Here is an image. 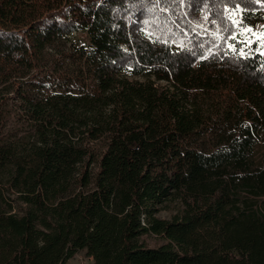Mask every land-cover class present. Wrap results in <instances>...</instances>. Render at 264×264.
Masks as SVG:
<instances>
[{
  "label": "trees",
  "instance_id": "obj_1",
  "mask_svg": "<svg viewBox=\"0 0 264 264\" xmlns=\"http://www.w3.org/2000/svg\"><path fill=\"white\" fill-rule=\"evenodd\" d=\"M260 20L264 0H0V264H264Z\"/></svg>",
  "mask_w": 264,
  "mask_h": 264
},
{
  "label": "rangeland",
  "instance_id": "obj_2",
  "mask_svg": "<svg viewBox=\"0 0 264 264\" xmlns=\"http://www.w3.org/2000/svg\"><path fill=\"white\" fill-rule=\"evenodd\" d=\"M252 29L253 32L257 33H264V20H260L256 22L254 25L247 27ZM250 37H252V33H248ZM89 37L87 33L81 29L73 31L69 33L68 35L64 36L62 39H60L54 48H49V53L47 56L43 59V67L40 69V76L44 79H48L49 81H54V76L51 72V62L52 60L58 59V62L63 59L61 53L65 51L68 47L73 45H83L88 44ZM65 63H69L68 60L65 61ZM178 206L177 201L170 202L169 205L166 208H162L159 211V215L162 217H170L176 207ZM148 241L151 244L156 243V238L152 236H148ZM93 261L92 257L89 256L86 252V249L78 250L73 256L68 258L65 262V264H91Z\"/></svg>",
  "mask_w": 264,
  "mask_h": 264
},
{
  "label": "snow or ice",
  "instance_id": "obj_3",
  "mask_svg": "<svg viewBox=\"0 0 264 264\" xmlns=\"http://www.w3.org/2000/svg\"><path fill=\"white\" fill-rule=\"evenodd\" d=\"M236 11H239V5L236 6ZM233 15H235V13L230 11L229 19H232ZM205 19H207V17H205ZM232 22L233 24H239V21L235 19H232ZM213 23H215V21H213ZM247 33H252V36L256 37V40L259 42V47L256 49V51H260L261 48H264V33L253 32L252 29L250 28H244L242 30L241 34L245 35V39L243 41H240L242 44L250 45L253 42V40L246 35ZM151 35L152 34L149 33L150 38H151ZM231 39L235 40L236 36H232ZM228 47L231 48L234 53L237 51L235 46L232 44H229ZM238 54L240 56L246 55L243 49H241ZM261 54L264 55V52H261Z\"/></svg>",
  "mask_w": 264,
  "mask_h": 264
}]
</instances>
